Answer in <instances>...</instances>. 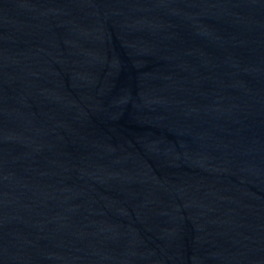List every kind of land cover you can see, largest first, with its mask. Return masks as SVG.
<instances>
[{
  "label": "water",
  "instance_id": "95a60500",
  "mask_svg": "<svg viewBox=\"0 0 264 264\" xmlns=\"http://www.w3.org/2000/svg\"><path fill=\"white\" fill-rule=\"evenodd\" d=\"M0 264H264V0H0Z\"/></svg>",
  "mask_w": 264,
  "mask_h": 264
}]
</instances>
